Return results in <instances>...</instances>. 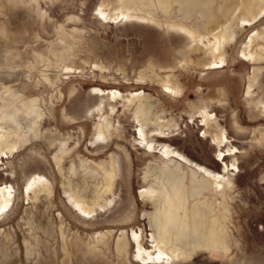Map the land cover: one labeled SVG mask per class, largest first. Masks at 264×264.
Here are the masks:
<instances>
[{
  "label": "rangeland",
  "instance_id": "374dc122",
  "mask_svg": "<svg viewBox=\"0 0 264 264\" xmlns=\"http://www.w3.org/2000/svg\"><path fill=\"white\" fill-rule=\"evenodd\" d=\"M160 1L165 8L154 0H123L119 9L110 0H0V136L15 149L0 145V264H138V242L147 250L154 243L144 174L172 158L166 148L234 187L225 194L229 251L200 249L185 264H264V0L251 18L240 13L242 0H188L194 13ZM215 9L222 48L206 31ZM203 110L229 143L205 136ZM102 123L106 139L98 138ZM113 169L111 185L93 194ZM171 169L183 178L181 193L202 187L190 170ZM70 191L94 202L90 216ZM212 197L220 208L222 197ZM123 235L130 246L120 254Z\"/></svg>",
  "mask_w": 264,
  "mask_h": 264
},
{
  "label": "bare ground",
  "instance_id": "6f19581e",
  "mask_svg": "<svg viewBox=\"0 0 264 264\" xmlns=\"http://www.w3.org/2000/svg\"><path fill=\"white\" fill-rule=\"evenodd\" d=\"M124 1L126 4H129V3L139 2L141 0H124ZM154 1H156L157 4H160V8L166 7L162 3V1L160 0H154ZM229 1L231 0H228V2ZM122 2L123 0H110L109 3L111 4V7L115 5L113 8L119 9L122 6L121 4ZM170 2H171L170 0H166L167 4H170ZM179 2L181 3L182 6L183 5L188 6L186 9L187 13H194L193 11L194 8L189 6V3L192 6L194 3H191L188 0H179ZM259 3L260 0H242L240 5V13L246 15L249 18L255 16L256 7ZM107 5L109 6V4ZM195 8H197V6ZM122 9L124 8L122 7ZM219 13L220 10L217 9H215L212 12L210 11L208 12L209 17H213V18L209 20L207 19L209 30L206 29V31L212 33V36L214 37L216 44H218L219 47L222 48V43L225 40L224 36L226 34V31L223 28H221V31L216 33L218 31L217 27L221 25V20H223V19H219V17L214 18L215 16L219 15ZM226 15L227 13H225V16ZM192 34H193L192 36L194 42L199 39H202L200 34L196 33L195 31H192ZM217 55H218L217 57L221 56L220 54ZM257 57H258V52H253L254 61L259 60L257 59ZM176 87L177 85L175 84V82L171 81L170 88L176 90ZM110 94H112V92ZM137 97L139 96L133 94L130 102L133 103V101H135ZM113 98H122V95L115 92L113 94ZM149 109H150V104L148 103L140 107L138 113L142 119H144ZM113 111H114V107H113ZM6 112H12V111L6 110ZM34 114L36 115V113ZM202 115H203L202 126L205 128L204 130L205 136L210 138L212 142L218 146H222L224 144L229 143V138L226 136V134L224 132H221L219 129L215 127L214 125V123H216L215 116H211V114H208L204 110L202 111ZM4 119H9V116L7 115ZM10 122L12 123L13 120H10ZM100 129L101 132L98 138L106 139L109 126L102 123ZM140 134L142 137L146 138V133H144L142 130ZM8 140H9L8 137L0 136V145L3 146L4 149L10 150L9 152H13L15 149L10 147ZM162 154H164L165 157L168 158L172 157V158H170L168 161H164L159 168H157L156 166L155 170L148 169L145 172L144 181L149 183L150 187L142 192V197L144 199H148L147 197L149 196L154 197L152 200H150L153 202V206L155 208L154 213L151 215V223L154 229V234L152 235V239L154 243L153 246H151L153 247V249L147 250V248H145L142 245V243L138 242V246L135 245L137 246L135 262H137L138 264H185L186 262L190 261L195 255V252L200 249L206 250L213 248L216 250V252L219 250L228 252L229 244H230L229 239L231 237L230 225H232L231 222L232 217L230 214L231 206L228 199L229 196H225V194H228L232 190V188H234L230 183L231 181L229 182L228 180L221 179L222 181L220 182V184L218 182H215L216 177L214 175L209 174L208 172H205L200 168H196V166L190 164L189 161H187L185 158L172 154L169 148H166L164 153ZM227 155L228 154L221 153L220 158H225ZM171 166H176L179 171H181V168L187 169V171L190 170L195 175H197V177L199 176L201 181L203 182L202 187L201 188L194 187L192 188V190L189 191L184 190L183 191L184 193H181V190L184 188L183 178L180 177V174L175 173L173 169H171ZM114 171L115 170L113 169L112 172L109 173L108 175L109 178L105 179L104 181L105 184L98 179L99 175L98 174L96 175L98 176L97 178L98 181L95 185L94 188L95 191L93 194L100 197V193L102 189H104L106 185L109 186L111 185ZM186 179H190V178H186ZM36 181L38 184H41L43 183V178L37 176ZM209 182H213V185H215V187L217 188L213 193H211L209 190ZM70 193L71 194H67V196L70 198L76 197V199L78 200L77 207L79 211H82L87 216H90V214L92 213L91 212L92 209L90 206H92L94 202H91V200H89L83 195H77L76 193H73L71 191ZM212 195L222 197V203L220 208L215 206L217 203V199L212 197ZM189 201H192V203H190L191 204L190 208L189 205L187 208H185L186 207L185 204L186 203L188 204ZM134 235L138 240L139 235L136 233ZM106 237L107 236L101 234L98 235L97 238L100 239L101 243L106 245L105 242ZM129 246L130 245L126 235H123V237H121L117 243V251L120 254H122V252L126 251L129 248ZM213 256H218V254H215Z\"/></svg>",
  "mask_w": 264,
  "mask_h": 264
}]
</instances>
